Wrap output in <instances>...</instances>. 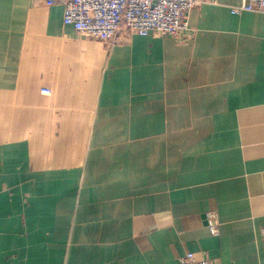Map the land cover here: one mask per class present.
<instances>
[{"label": "crops", "instance_id": "0c3cea01", "mask_svg": "<svg viewBox=\"0 0 264 264\" xmlns=\"http://www.w3.org/2000/svg\"><path fill=\"white\" fill-rule=\"evenodd\" d=\"M242 2L193 10L185 42L108 43L60 0H0V264H264V13Z\"/></svg>", "mask_w": 264, "mask_h": 264}, {"label": "built area", "instance_id": "2783aa9c", "mask_svg": "<svg viewBox=\"0 0 264 264\" xmlns=\"http://www.w3.org/2000/svg\"><path fill=\"white\" fill-rule=\"evenodd\" d=\"M58 0H45L55 5ZM64 5L63 21L83 37L101 42L112 41L120 33L139 36L173 37L185 42L190 37L189 15L193 10L216 0H60ZM244 12L264 13V0H243L232 8L234 15ZM45 94H51L45 90ZM209 229L217 235L215 213L209 215ZM264 235V229L262 231ZM181 264H215L188 253Z\"/></svg>", "mask_w": 264, "mask_h": 264}]
</instances>
